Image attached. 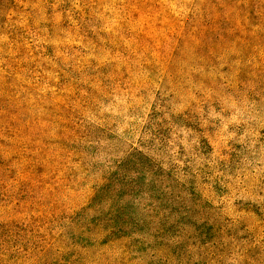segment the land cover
<instances>
[{"label":"rangeland","instance_id":"obj_1","mask_svg":"<svg viewBox=\"0 0 264 264\" xmlns=\"http://www.w3.org/2000/svg\"><path fill=\"white\" fill-rule=\"evenodd\" d=\"M0 264H264V0H0Z\"/></svg>","mask_w":264,"mask_h":264}]
</instances>
